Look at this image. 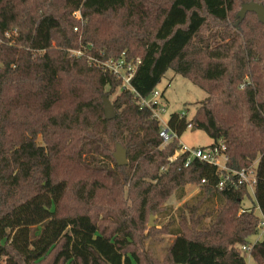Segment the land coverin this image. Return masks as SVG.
<instances>
[{"label": "trees", "instance_id": "trees-1", "mask_svg": "<svg viewBox=\"0 0 264 264\" xmlns=\"http://www.w3.org/2000/svg\"><path fill=\"white\" fill-rule=\"evenodd\" d=\"M252 1L264 5L0 0V264H247V255L264 264V239L242 250L258 232L257 208L264 215V24L254 12L238 16ZM123 53L141 60L131 79L141 97L170 69L207 92L191 118L173 112L168 127L180 137L201 129L208 147L222 142L233 170L256 162L255 197L244 184L219 187L212 164L185 167L184 153L172 160L179 139L162 145L161 124L136 93L121 90L116 116L105 117L103 97L121 79L88 56ZM118 143L125 166L114 158ZM189 183L200 191L179 208L158 259L144 248L145 224L151 213L171 214L164 202L182 200ZM216 203L200 226L199 209Z\"/></svg>", "mask_w": 264, "mask_h": 264}, {"label": "rangeland", "instance_id": "rangeland-1", "mask_svg": "<svg viewBox=\"0 0 264 264\" xmlns=\"http://www.w3.org/2000/svg\"><path fill=\"white\" fill-rule=\"evenodd\" d=\"M158 88L165 93L162 98V101L166 105V111L162 114L163 122H167L169 116L173 112L182 113L183 111H186L188 118H191L198 107V102L207 97V92L205 90L195 85L188 78L175 73L172 69H170L162 78ZM120 92L121 89L119 87L109 96L112 103H114L116 96ZM180 142L187 147H208L212 145L213 139L205 131L201 129H194L190 126L180 137ZM113 152H115V146L113 147ZM107 162L110 163L111 167H114L113 162L109 160ZM199 191L200 187L197 184L189 183L185 187V196L182 200H178L176 195L172 194L164 202V206H170L173 208L171 214H150L149 221L145 224L144 234L147 235V238L144 242V248L156 258L163 259L165 257L166 246L173 238L171 234H168V229L169 227H173L174 224H179L182 219L181 214L179 213V208L186 201L191 200ZM130 203L131 202L129 201V204ZM245 204L250 205V201L246 200ZM213 205H204L199 209V212L197 213L198 215L199 213L202 215L207 213V216L201 218L200 226L203 227L204 225L206 226L211 223L213 217L211 209L215 210L218 208L217 203L214 206ZM256 214L259 215L258 210L256 211ZM151 215L153 216L152 224L150 223ZM185 215H187L186 219L188 222L191 223L190 213L187 212ZM255 239L256 236L252 237L251 241H254ZM246 262L247 264H253V260L249 255L246 256Z\"/></svg>", "mask_w": 264, "mask_h": 264}, {"label": "built area", "instance_id": "built-area-1", "mask_svg": "<svg viewBox=\"0 0 264 264\" xmlns=\"http://www.w3.org/2000/svg\"><path fill=\"white\" fill-rule=\"evenodd\" d=\"M74 16L82 19L80 11H76ZM75 31L79 30V26L74 28ZM74 56L80 57L84 54L82 49L72 50L71 51ZM88 62L91 65H94L104 72H108L114 74L115 76L121 79V90H130L136 93V96H139L136 90L131 85V79L134 76L138 66L141 64L140 59H127L126 56L123 55L118 59H108L101 60L92 55L88 56ZM1 65V63H0ZM139 103L142 107H147L152 110L153 117L159 120L161 124L160 137L163 140L162 145H167L174 139H179L180 136L169 129L167 122H163L162 114L166 111V105L162 101L163 91L159 90L158 87L148 96L141 97L139 96ZM187 116V112L183 111L180 113V117ZM181 144V142H180ZM226 147L221 142L219 145L215 147H187L181 144V148L178 152H176L171 159L175 160L180 153H184L187 155L186 160L184 162V166H189L193 160L198 159L200 161L212 164L216 167L218 171L221 173V179L219 181V187H224L226 184L236 185L244 184L248 187L249 192L253 197H255L254 188L256 184V162L252 164L250 167L242 169L240 171L233 170L228 167L227 161L228 156L225 153ZM205 182V179L202 180ZM260 215L259 229L254 241H251L250 244L242 246V250L246 252H250L251 248L258 241L264 239V215L261 213L259 208H257ZM244 211V210H242Z\"/></svg>", "mask_w": 264, "mask_h": 264}, {"label": "water", "instance_id": "water-1", "mask_svg": "<svg viewBox=\"0 0 264 264\" xmlns=\"http://www.w3.org/2000/svg\"><path fill=\"white\" fill-rule=\"evenodd\" d=\"M248 12L256 13L259 21L264 24V5L262 3L252 1L248 4L242 5V8L238 14L239 18L243 19ZM103 104H104L105 117L109 120L113 119L116 116L115 106L107 95L103 97ZM114 158L119 166H125L129 162L127 156V150L120 143L116 145ZM150 223L151 224L153 223L152 215H151Z\"/></svg>", "mask_w": 264, "mask_h": 264}, {"label": "crops", "instance_id": "crops-1", "mask_svg": "<svg viewBox=\"0 0 264 264\" xmlns=\"http://www.w3.org/2000/svg\"><path fill=\"white\" fill-rule=\"evenodd\" d=\"M165 93L163 92V97H164Z\"/></svg>", "mask_w": 264, "mask_h": 264}]
</instances>
